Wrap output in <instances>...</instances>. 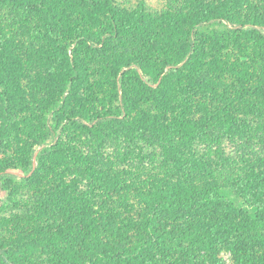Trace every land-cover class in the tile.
Returning <instances> with one entry per match:
<instances>
[{
    "label": "trees",
    "instance_id": "obj_1",
    "mask_svg": "<svg viewBox=\"0 0 264 264\" xmlns=\"http://www.w3.org/2000/svg\"><path fill=\"white\" fill-rule=\"evenodd\" d=\"M252 5L225 0L184 19L143 2L0 0V191L4 208L23 210L33 192L35 205L31 217L0 218V264H167L168 243L183 242L174 264H225L222 251L264 264V17ZM224 21L234 25L205 33ZM61 32L78 43L74 60ZM143 40L110 68L103 95L77 89L82 51L108 58ZM108 149L123 164L150 158L146 185L119 173ZM85 182L109 197L144 189L142 211L116 218Z\"/></svg>",
    "mask_w": 264,
    "mask_h": 264
},
{
    "label": "rangeland",
    "instance_id": "obj_2",
    "mask_svg": "<svg viewBox=\"0 0 264 264\" xmlns=\"http://www.w3.org/2000/svg\"><path fill=\"white\" fill-rule=\"evenodd\" d=\"M141 2L145 3L147 8L154 14H157L159 18L163 15L168 16V12L171 10V8L174 10V12H180L181 17H185L184 19H189L197 15L198 11L203 12L204 14L213 13L217 14L220 12L223 8V4L225 0H117V3L120 5H123L128 8V6H137ZM252 7L247 8L249 10H254L258 16L264 17V0H251ZM193 3V5H191ZM170 5V7H169ZM194 6H197V9H194ZM227 25V26H225ZM231 25L228 22L224 21V25H213L210 27H206L205 33L209 35L217 34L223 30H225L226 27L230 28ZM92 33H98L96 29L90 30ZM67 35L63 34L61 32V36L56 37L57 39L61 40L64 45V49L68 51L69 56L74 60V53L76 54V50L78 48V43L73 41L71 37L65 39ZM28 42V41H27ZM26 43V41H25ZM28 42L27 44H29ZM144 40L140 41V43L135 44L134 46L131 44L130 41L128 43H117V46L115 49L110 50L108 52V58L103 57L100 53H92L90 51H82L80 54V58L78 60L79 67L82 74V79L77 84V89L82 90L84 93H92L103 95V90L105 89V84H102L108 75V72L110 68L113 66V64L116 63H123L126 61V58L129 59H135L138 52H136V47L143 48ZM233 48V45H232ZM33 49L31 46L28 49V52ZM237 49L233 52H236ZM70 70V67H68L67 71ZM127 70V69H125ZM225 75L222 76V79L219 82V86L223 87L222 89L226 90V85H231L232 78H225ZM217 80V79H214ZM152 88H157L156 86H151ZM240 87V86H239ZM215 88V87H213ZM229 91V90H228ZM211 96V94L209 95ZM153 102V101H151ZM153 103H150L149 106L154 107L155 105H152ZM157 146V145H156ZM150 149V147H147ZM148 151V150H147ZM150 152V151H148ZM232 152V149H231ZM229 150V153H231ZM106 156L112 158L111 162L113 164H116L115 168L118 170L119 173L125 172L129 173L131 172L132 176L135 174H139L141 179L144 181V184L146 185V179L151 174V171L153 170L152 165L149 164L151 162L150 158H147L145 162L141 163V160L139 159V156H132L130 155V161L128 163H122L118 160V162L113 158L114 154L112 152V149H108L105 151ZM17 174H20L19 172H15ZM129 180V179H128ZM133 180V177L131 178ZM131 180L129 181L128 186L132 184ZM130 184V185H129ZM89 184L85 182V186L83 191H85L87 194L92 193L96 194L95 197V203L97 207L103 206L104 208H107L108 211L114 210L116 211V214H119L116 218L128 219L130 216H136L138 210L142 211V204L139 202L140 194L143 192L144 189L137 188L136 186H131V188H125V191L118 190L115 194L111 195L110 197L107 194H104L102 192H98L99 187H95V190H89ZM89 190V191H88ZM32 191V190H31ZM88 191V192H87ZM92 191V192H90ZM127 191V195L125 196V193ZM227 193L225 194L227 197H230L231 201L234 204H238V206L242 207L245 210H248L249 212L253 213L252 209H249L247 206H244L243 201H241L235 194L230 192L231 190L227 189L225 190ZM33 192V191H32ZM124 193V196L122 195ZM27 194V193H26ZM31 195H26L27 205L26 207H23V210L20 209H12V208H4L5 203L8 204L6 194L2 193L0 191V218H7V219H15V218H22V216L26 215L28 217L33 216L35 205L33 206L32 200L34 199V192ZM94 197V195H93ZM9 206L11 203L8 204ZM2 207V208H1ZM23 229H27L28 231H34L36 230L35 225L33 222H31L30 226L22 225ZM6 231V229H5ZM5 233H3L0 229V241ZM1 243V242H0ZM167 248L171 250L172 254H174L171 261H168L167 264H174V262L183 260L186 256L184 254V249L189 248L188 242H183L182 246L179 244H171ZM3 252L0 250V255ZM200 252V251H199ZM199 255V253H197ZM209 257L205 253H200L199 260L207 262V259ZM221 258L225 262V264H233L231 261V254L222 251L221 252ZM2 263V261H1Z\"/></svg>",
    "mask_w": 264,
    "mask_h": 264
}]
</instances>
